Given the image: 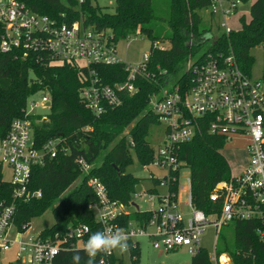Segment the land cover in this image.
Returning a JSON list of instances; mask_svg holds the SVG:
<instances>
[{"label": "built area", "instance_id": "2783aa9c", "mask_svg": "<svg viewBox=\"0 0 264 264\" xmlns=\"http://www.w3.org/2000/svg\"><path fill=\"white\" fill-rule=\"evenodd\" d=\"M86 1L75 0L77 5ZM239 2L208 0L201 11L219 20L222 35H229L233 31L228 21ZM109 35L108 31L92 30L79 21L66 24L34 13L16 0H0L1 53L16 50L23 59L33 53L36 61L73 64L87 70L92 66H123L127 73L125 81L105 84L91 71L80 89L81 100L95 117L120 106L124 95L138 91L135 82L148 73L151 50L168 49L153 41L138 62L128 64L118 55L119 42ZM140 35L137 31L123 41L129 43ZM187 69L190 76L187 85L166 76L167 87L162 85L148 99V110L161 128L162 140L155 152L152 151L151 161L142 164V168L163 172L161 178H150L153 181L150 189L140 194L134 191L126 204L112 200L104 183L89 175L93 164L83 158L75 159V165L87 177L86 184L94 194V201L89 205L93 226L69 224L63 231L51 233L45 229L33 234L30 224L22 229L15 225L17 204L41 196L40 191L29 190L32 169L42 166L47 158H54L60 149L68 153L59 147L58 140L51 139L39 146L33 134L29 118L39 116V121L46 120L49 95L39 92L27 99L24 118L13 120L7 133L0 137L1 184L7 186V191L0 186V253L13 252L9 264H53L60 251L83 249L92 233L117 228L126 237L127 250H114L110 255L98 253L95 258L99 264L101 261L123 264L124 255L131 263L136 262L138 255L134 252L139 253V239H147L161 253L186 248L194 256L203 250L201 237L207 227L213 228L215 245L221 228L232 221L254 222L257 240L264 245V83L246 74L231 52L206 50L197 59L189 60ZM203 134L222 138L224 147L234 138L243 139L248 158L239 174L231 173L230 180L219 184L210 195L213 203L221 200L219 211L210 215L193 205L190 174L187 178L182 175L183 171L189 173V169L179 156L181 146ZM126 144L132 151L134 143L129 136ZM5 172H9V179L4 178ZM182 179L188 183L184 203L178 200L184 190L180 185ZM160 187L165 192L161 193ZM242 255L251 260L240 264H264V261L257 262V259L264 260V250ZM208 258L211 264H234L226 253L214 251L208 253Z\"/></svg>", "mask_w": 264, "mask_h": 264}, {"label": "trees", "instance_id": "16d2710c", "mask_svg": "<svg viewBox=\"0 0 264 264\" xmlns=\"http://www.w3.org/2000/svg\"><path fill=\"white\" fill-rule=\"evenodd\" d=\"M16 1L34 13L61 23L79 21L92 30L108 31L116 42L136 35L137 31L153 38L152 25L157 21L165 22L168 27L166 39L170 46L166 50H151L148 73L135 82L138 91L133 95H124L120 106L99 117L87 108L79 91L91 71L105 84L125 81L127 73L121 64L92 66L87 70L73 64L36 61L33 53L23 59L21 52L16 50L0 52V137L7 133L13 120L24 118L27 99L33 94L45 92L50 98L46 120L39 121V116L29 118L36 143L41 146L48 140H58L59 147L68 150V153L58 150L54 158H47L42 166L32 169L29 190L40 191L41 196L17 204L15 225L22 229L32 219L51 209L54 224L46 232L63 231L69 224L93 226L89 205L94 201V194L86 184L87 177L81 175L75 165V159L83 158L93 164L89 175L104 183L110 199L128 203L140 181L126 173L131 153L141 164L149 163L153 157L148 135L156 121L148 110V99L162 85L167 87L166 76L178 79L179 83H189L188 61L205 53H199V50L210 40V34H205L206 31L199 27V11L207 6L208 0H162L166 3L165 17L158 16L154 4L156 0H112L115 3L113 13L103 12L91 0L82 5H77L75 0ZM240 1L248 3L251 0ZM249 16L247 22L244 16L240 17V31L220 35L207 48L208 51L233 53L246 74H251L254 62L249 51L264 46V0L252 1ZM129 127L128 134L124 135ZM128 136L134 143L132 151L126 144ZM224 145L222 138L203 134L180 149L179 156L189 169L192 203L206 215L219 211L221 200L213 203L209 197L219 184L230 180V167L221 153ZM1 178L0 167L2 187ZM4 188L7 191V186ZM230 225L233 242L223 241L221 250H216L218 254L226 253L234 264H240L251 260L242 254L264 250V245L258 242L254 233V222L232 221ZM78 250L81 264H84L88 257L82 249L60 251L53 264H72V257ZM261 261L264 260L257 259V262ZM94 264H99L97 258H94ZM190 264H211L208 252L200 250L192 256Z\"/></svg>", "mask_w": 264, "mask_h": 264}, {"label": "rangeland", "instance_id": "374dc122", "mask_svg": "<svg viewBox=\"0 0 264 264\" xmlns=\"http://www.w3.org/2000/svg\"><path fill=\"white\" fill-rule=\"evenodd\" d=\"M252 1L253 0L248 3L239 2L235 14L230 17L228 21L232 31L237 32L242 29V23L239 21L240 16H244L246 22L249 21V6ZM93 4H97L103 12L107 13H113L115 9V3L112 0H95L93 1ZM154 4L158 16L165 17L166 3L162 0H156ZM199 15L201 18V24L199 27L206 31L205 34H210L208 37L210 40L205 42L199 50V53H201L202 51H206L207 48L210 47L220 35H222V33L218 27L219 20L217 21L216 19L211 18L206 11H199ZM152 28L153 38L140 35L137 36L136 40L129 43L119 41L117 51L122 61L128 64L138 62L141 56L149 51L153 41H158L159 45H165L169 48L170 44L166 39L169 30L166 23L163 21H157L152 25ZM200 31L202 30L200 29ZM203 41H205V39ZM249 54L254 58V62L251 66V76L264 83V46L252 48L249 51ZM39 112L44 113L46 110H40ZM130 127L125 130L124 134L128 133ZM238 139L234 138L229 141L221 151L229 164L230 171L233 175L239 174L248 162L247 154L245 152L246 142L243 139ZM161 140V128L156 124L152 125L148 135V143L153 152H155V149L160 145ZM105 153L106 151L104 154ZM126 173L140 179L139 183L134 188L136 194L145 193L146 190L151 188L153 181L150 178L152 176L154 178H161L163 176L162 171L153 168H148V171H144L140 160L133 153H131V163L127 166ZM182 175L187 178L189 173L188 171H183ZM4 178L9 179V172H5ZM180 185L184 190L180 192L178 200L180 203H184L188 186L187 180L182 179ZM160 192H165V189L160 187ZM140 201H142V199H140ZM183 211L187 212V209L183 208ZM53 224L54 218L51 209H49L41 217L31 220L30 230L33 234H36L42 230L49 229ZM223 241L229 244L233 242V231L230 224L221 228L215 245L213 228L207 227L201 237V247L209 254H213L214 251L218 250L219 252L221 250ZM138 242V261L131 263L128 256L124 255L123 264H190V260L193 256L186 248H180L174 252L161 253L153 249L147 239H139ZM13 257L14 255L12 251L0 253V264H9L13 260Z\"/></svg>", "mask_w": 264, "mask_h": 264}, {"label": "clouds", "instance_id": "9594fccd", "mask_svg": "<svg viewBox=\"0 0 264 264\" xmlns=\"http://www.w3.org/2000/svg\"><path fill=\"white\" fill-rule=\"evenodd\" d=\"M114 250L121 252L127 250L126 237L122 230L117 228L114 231H96L89 236L82 249L88 257L84 264H94V258L98 253L110 255ZM79 251L73 255L72 264H81L82 257ZM100 264H103V261Z\"/></svg>", "mask_w": 264, "mask_h": 264}, {"label": "water", "instance_id": "95a60500", "mask_svg": "<svg viewBox=\"0 0 264 264\" xmlns=\"http://www.w3.org/2000/svg\"><path fill=\"white\" fill-rule=\"evenodd\" d=\"M46 107H50V104L48 103V104H46ZM117 170V169H116Z\"/></svg>", "mask_w": 264, "mask_h": 264}, {"label": "crops", "instance_id": "0c3cea01", "mask_svg": "<svg viewBox=\"0 0 264 264\" xmlns=\"http://www.w3.org/2000/svg\"><path fill=\"white\" fill-rule=\"evenodd\" d=\"M139 254V253H138ZM138 258H139V255H138Z\"/></svg>", "mask_w": 264, "mask_h": 264}, {"label": "bare ground", "instance_id": "6f19581e", "mask_svg": "<svg viewBox=\"0 0 264 264\" xmlns=\"http://www.w3.org/2000/svg\"><path fill=\"white\" fill-rule=\"evenodd\" d=\"M222 260H223V257H222Z\"/></svg>", "mask_w": 264, "mask_h": 264}]
</instances>
